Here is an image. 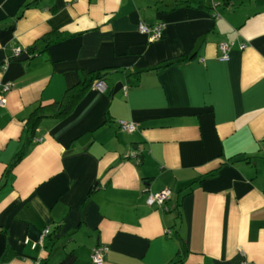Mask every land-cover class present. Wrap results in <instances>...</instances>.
I'll list each match as a JSON object with an SVG mask.
<instances>
[{"label":"crops","instance_id":"1","mask_svg":"<svg viewBox=\"0 0 264 264\" xmlns=\"http://www.w3.org/2000/svg\"><path fill=\"white\" fill-rule=\"evenodd\" d=\"M103 70V93L26 145L37 106ZM5 83L0 264H92L98 245L104 264H264V0H0ZM163 189L167 211L148 206Z\"/></svg>","mask_w":264,"mask_h":264},{"label":"trees","instance_id":"2","mask_svg":"<svg viewBox=\"0 0 264 264\" xmlns=\"http://www.w3.org/2000/svg\"><path fill=\"white\" fill-rule=\"evenodd\" d=\"M65 35L60 33L59 31H53L48 35L43 37V41L45 43V47L51 46L58 42H62L65 39ZM27 54L33 56L34 48H30L26 51ZM108 71H98V72H86L83 71L81 73L80 82L75 86L67 89L63 94L62 98L58 102H54L48 106H37L33 113L30 115L28 120L26 121V130H27V144L30 145L32 139L34 138L35 131L39 125V123L46 118H55V119H65L68 117L74 110L75 106L78 104L81 99L85 96V94L91 89L92 84L96 81L104 82ZM27 154V149H22L12 160L9 165V168H13L16 166L18 162H20L25 155ZM183 259L175 262L173 264H182Z\"/></svg>","mask_w":264,"mask_h":264},{"label":"built area","instance_id":"3","mask_svg":"<svg viewBox=\"0 0 264 264\" xmlns=\"http://www.w3.org/2000/svg\"><path fill=\"white\" fill-rule=\"evenodd\" d=\"M163 25L162 24H156L154 26H147L143 23H140L137 27V30L140 34L147 36V41L149 43L155 42L161 38V32H162ZM218 49L220 51V60L221 61H227L228 60V52H229V45L228 44H220L218 46ZM24 52L21 51L19 48H16L13 50L12 55L13 57H19ZM12 84L11 83H5L0 88V107H3L6 103L5 96L6 94L11 90ZM91 89L93 91H97L100 93H103L106 90V86L104 82L102 81H96L92 84ZM119 126L123 131L132 132L136 129V125L133 123H126V122H119ZM132 158L137 159V157L133 154ZM171 197V190L169 189H163L157 193H149L146 198V204L148 206H159L160 208H163L165 211H167L166 203L169 201ZM49 234V229L45 228L41 232L38 240L34 243H32L31 247L32 249L36 248L37 246L42 245L43 239ZM167 234H170L168 231ZM24 244H28V240L24 241ZM108 248L102 245H98L95 247L90 254V261L92 264H104V256L107 253Z\"/></svg>","mask_w":264,"mask_h":264},{"label":"water","instance_id":"4","mask_svg":"<svg viewBox=\"0 0 264 264\" xmlns=\"http://www.w3.org/2000/svg\"><path fill=\"white\" fill-rule=\"evenodd\" d=\"M29 56L26 53L21 54L19 57H17L14 61L15 62H24L27 60ZM122 84H117L112 92V96H114L119 90H121Z\"/></svg>","mask_w":264,"mask_h":264}]
</instances>
